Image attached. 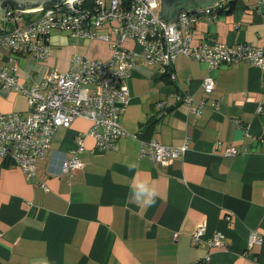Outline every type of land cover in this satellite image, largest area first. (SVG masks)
<instances>
[{
  "label": "crops",
  "instance_id": "crops-1",
  "mask_svg": "<svg viewBox=\"0 0 264 264\" xmlns=\"http://www.w3.org/2000/svg\"><path fill=\"white\" fill-rule=\"evenodd\" d=\"M203 13L194 40L264 47V4L237 0L230 14ZM98 32L105 33L104 30ZM99 39L53 33L45 61L20 58L17 80L31 87L49 72L71 69L74 55L107 60ZM126 47L139 50L131 41ZM158 65L137 62L128 80L130 98L119 116L126 135L114 151L96 149L90 121L78 118L55 132L45 155L27 177L12 158H0V264H264V67L240 62L210 73L215 88L202 91L206 63L178 55L176 80ZM205 98L199 114L176 100ZM163 103L158 107V103ZM0 112H28L25 96L0 89ZM82 168L59 175L64 156L76 149ZM139 140L187 149L164 166L140 156ZM233 147L238 153L224 155ZM144 182L156 192L146 207L129 203ZM205 222V241L224 236L221 248L194 245ZM251 231L263 237L247 246Z\"/></svg>",
  "mask_w": 264,
  "mask_h": 264
},
{
  "label": "built area",
  "instance_id": "built-area-1",
  "mask_svg": "<svg viewBox=\"0 0 264 264\" xmlns=\"http://www.w3.org/2000/svg\"><path fill=\"white\" fill-rule=\"evenodd\" d=\"M263 5L264 0H260ZM219 2L197 11L210 14ZM158 0H71L57 6H43L38 10L21 11L5 6L0 16V89L14 90L26 98L28 112H0V158L11 157L27 177L34 175L36 163L48 150L58 128H68L78 118L90 121L87 135L95 140L101 151H114L118 140L126 133L119 116L129 102L128 80L137 62L158 65L161 74L176 80L172 65L182 54L206 63L209 72L202 79L205 94L215 88L210 73L222 65L245 62L264 67V47L249 43L227 45L212 39L195 42L193 26L196 12L181 10L169 26L157 19ZM215 17V14H213ZM99 30L105 33L99 34ZM65 33L75 39H99L111 51L107 60L76 54L67 72H49L31 87L25 88L17 80L20 58L30 56L45 61L50 53L53 33ZM131 41L139 50L125 46ZM176 100L199 114L205 98L194 102L189 95H176ZM163 103H158L162 107ZM83 135L76 139V149L64 156L59 175L70 177L82 168L77 153L82 151ZM140 156H148L161 165H170L181 155L187 144L169 147L156 140H139ZM238 150L225 149L224 155L233 156ZM206 223L192 234L194 245L221 248L224 236L215 233L205 241ZM263 237L251 231L247 246L261 243ZM210 260L207 255L201 264Z\"/></svg>",
  "mask_w": 264,
  "mask_h": 264
},
{
  "label": "water",
  "instance_id": "water-1",
  "mask_svg": "<svg viewBox=\"0 0 264 264\" xmlns=\"http://www.w3.org/2000/svg\"><path fill=\"white\" fill-rule=\"evenodd\" d=\"M71 0H0V16L9 5L21 11L41 9L43 6H57ZM222 0H159L157 19L165 25H171L181 10L189 13L216 5Z\"/></svg>",
  "mask_w": 264,
  "mask_h": 264
},
{
  "label": "clouds",
  "instance_id": "clouds-1",
  "mask_svg": "<svg viewBox=\"0 0 264 264\" xmlns=\"http://www.w3.org/2000/svg\"><path fill=\"white\" fill-rule=\"evenodd\" d=\"M156 192L144 182H139L130 191L129 203L136 205L151 206L155 202Z\"/></svg>",
  "mask_w": 264,
  "mask_h": 264
},
{
  "label": "trees",
  "instance_id": "trees-1",
  "mask_svg": "<svg viewBox=\"0 0 264 264\" xmlns=\"http://www.w3.org/2000/svg\"><path fill=\"white\" fill-rule=\"evenodd\" d=\"M236 1L237 0H222V1H220L219 4L217 6H215L216 8L214 9L215 17L217 15H221V14L227 15V14L232 13L236 7ZM195 12H196L195 14H196L197 19H198V17H200V15L203 14L197 10H195ZM166 76H168V74H166Z\"/></svg>",
  "mask_w": 264,
  "mask_h": 264
},
{
  "label": "rangeland",
  "instance_id": "rangeland-1",
  "mask_svg": "<svg viewBox=\"0 0 264 264\" xmlns=\"http://www.w3.org/2000/svg\"><path fill=\"white\" fill-rule=\"evenodd\" d=\"M159 1V0H158ZM155 12L158 13V9H155ZM99 34H103V32H99ZM99 50L101 52H109L110 51V48L109 46L106 44V43H102L100 46H99ZM101 60V59H100ZM130 91V90H129Z\"/></svg>",
  "mask_w": 264,
  "mask_h": 264
}]
</instances>
